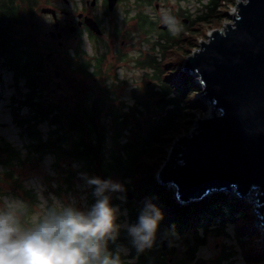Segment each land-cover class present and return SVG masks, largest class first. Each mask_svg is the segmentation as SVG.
<instances>
[{
  "label": "trees",
  "instance_id": "1",
  "mask_svg": "<svg viewBox=\"0 0 264 264\" xmlns=\"http://www.w3.org/2000/svg\"><path fill=\"white\" fill-rule=\"evenodd\" d=\"M31 1L0 0V84L2 71L11 72L17 91L9 104L12 122L30 141L28 156L21 161L18 151L0 137V166L4 170L0 177V199L6 195L3 190L7 185L14 195L21 193L23 198H30L31 192L22 187L12 170L14 161L18 165L32 160L40 162L51 155L55 159L54 166L63 174L67 190L74 186L76 174L83 171L89 182L96 178L113 184L123 182L124 192L133 194L131 200L111 188L103 194L109 198L115 214V230L106 239L104 255L118 258L119 264H169V260L173 264H231L227 263L225 253L215 261H208L200 258L198 252L206 245L209 234L226 236L228 223L238 221L231 201L245 202L250 210L248 202L218 193L181 205L171 189L157 182L156 173L176 138L188 133L195 119L208 111L203 101L195 99L200 88L191 75L182 70L166 75L169 62L165 55L169 49L171 53L174 50L182 64L197 47L198 40L205 37L207 28L203 25H208V29L221 27L236 0H207L204 6L207 11L190 21L179 37L168 33L166 40L156 42L160 59L148 54L136 62L137 68L150 70L153 73L150 78L161 85L146 87L141 94L133 91V104L126 112L122 111L124 106L106 108L104 98H108L109 93L98 87L93 90L96 97L92 103L86 105V98H81L76 105L58 111L48 96L43 95L51 86L50 80L39 72L37 59L31 55L35 41L20 32L21 25L34 19L26 11ZM152 105L159 110H153ZM107 118L108 124L102 120ZM43 123L52 128L45 140L39 131ZM108 138L111 148L106 154ZM31 154L38 158H32ZM60 163L78 164L80 170L72 172ZM95 191L96 186L90 183L88 202L92 207L100 198ZM148 205H153L161 218L151 245L141 250L134 243L130 228L138 224L139 215ZM30 213V204L15 212L24 230L30 227ZM163 241L169 245L166 252L161 249Z\"/></svg>",
  "mask_w": 264,
  "mask_h": 264
},
{
  "label": "water",
  "instance_id": "2",
  "mask_svg": "<svg viewBox=\"0 0 264 264\" xmlns=\"http://www.w3.org/2000/svg\"><path fill=\"white\" fill-rule=\"evenodd\" d=\"M233 12L183 64L184 72L198 75L208 114L172 143L156 180L181 205L218 193L252 195L264 226V0H237ZM124 198L131 200V191ZM168 247L161 243L163 252Z\"/></svg>",
  "mask_w": 264,
  "mask_h": 264
},
{
  "label": "rangeland",
  "instance_id": "3",
  "mask_svg": "<svg viewBox=\"0 0 264 264\" xmlns=\"http://www.w3.org/2000/svg\"><path fill=\"white\" fill-rule=\"evenodd\" d=\"M206 2L207 0H164V9H160L159 11H149L147 9H143V14L146 17L148 16V20L146 25L141 28L142 30L138 32L130 29L134 26V24H136V22L132 20V14H134L133 12L129 13L124 18L121 16L124 20L123 33L126 34V38L122 36L118 42H116L114 48L111 49L110 53L112 56L115 55V49L116 47H122L120 45V40L123 39L125 41V45L122 47V51L125 54V58L121 62H116L111 57L109 61L103 65L104 73L102 78L107 79L105 84L108 86L111 85L110 89L114 92L113 94L108 95V100H105L106 108H109L112 105L118 107L124 106L122 111L126 112L127 107L131 106L133 102L131 99V91L133 89L137 90L138 94H141L146 87L151 85H155L157 88L160 87L161 82L154 81L150 78L153 73L150 70L137 68L136 62L142 60L148 54L156 56L158 59L161 58L160 50L156 45V42L160 39L159 35H162L164 32L158 28V25L167 21L170 9L171 26H169L168 30L165 32L179 37L180 32L184 30L186 25H189L190 21H194L198 16L207 11L204 7ZM235 2H237V0ZM234 7L228 9V18L222 23V26L225 23L231 22L229 15L233 13ZM177 14L186 15V17L180 16L182 19L180 21L178 19L177 22L173 23L172 19ZM38 18L39 19L34 18L29 22H31L36 28L38 24L41 23V31L46 32L49 28L50 18L47 16H39ZM121 18H119V15L117 14V20L120 24ZM184 19L188 21V24H184L182 22ZM152 22L155 23L153 26L151 25ZM222 26L219 28L208 29V25H203L204 28H207L206 35L198 40L197 47L192 50V52L198 49L200 41H205L207 35L210 34L212 30L220 29ZM192 27L198 28L196 25H193ZM22 32L23 31L21 30V33ZM23 33H25L29 39L34 40L35 43H37L36 35H38V33L33 32V30L28 27V24L27 30H24ZM161 39L166 40L163 36ZM167 52L168 53H166L165 57L167 62H169V65L165 70L166 75L172 76L170 74L174 71L182 70L184 72L183 64L186 59L182 61L181 64L180 58L174 54V50L173 53H171V49ZM184 73L191 75L197 84L199 79L196 74ZM52 76L53 75H51V77ZM52 79L53 85L51 84V88L56 90L55 85L58 81L54 79V76ZM87 83L88 84H85L84 87L80 88V94L91 91L88 95L86 105H88L90 101L96 97L94 92H92L94 90L92 87H95V82H93V79L90 78ZM22 84L23 83L20 82L18 86L21 87ZM88 85L90 87H88ZM70 89L71 88L67 89L69 93ZM71 92V96L74 95V89H71ZM199 93L195 95V99L201 100L199 98ZM15 94H17V91L13 83L12 73L3 70L2 83L0 84V137L10 143L12 147L18 151L21 161H23L28 156L30 141L26 135L20 133V130L12 122L9 104L11 96ZM73 99L76 100L78 98ZM206 107L208 108L207 105ZM151 108L153 110H159V108L154 105H152ZM22 112L25 113V110ZM207 114L208 111L203 116L197 118L207 116ZM102 120H105L104 122L107 124L109 122L108 118ZM51 130L52 128L47 124L39 126V131L44 140L49 137V132ZM110 148L111 141L108 138L106 141V154H109ZM30 156L32 158H38L34 154H31ZM54 163L55 159L51 155L45 156L40 162L32 160L25 164L19 163L18 165V162L14 161L12 164V170L21 180L22 187L31 192L30 198H23L21 193L14 195L8 185L4 186L3 191L6 195L0 199V210H4L3 206L15 204L18 205V207L15 208L16 212L18 210H23L30 204L31 213L28 217L30 227L28 226V229L34 228L35 225L43 220L54 209L63 211L66 208H72L82 213H88L92 206L88 202L90 182L87 180L85 173L80 171L76 174V178L73 180L74 186L71 190H67L62 181L63 174L58 167L54 166ZM60 166L70 168L72 172L73 170H80V165L78 164H71L68 166V164L63 165V163H60ZM3 171V168L0 166V177L2 176ZM114 184L120 185V188L117 191L124 194V183L116 181ZM229 196L237 199V197L232 193L229 194ZM242 201L248 202L250 210L245 202L240 203V201L232 200L231 207L236 208L235 217H238V221L228 223L226 226V233L228 235L226 236H215L213 234H209L206 245L200 248L198 252V256L200 258L208 261H215L221 254L225 253L229 260L227 263L264 264V226L257 223L258 215L254 211L253 198L249 197ZM20 226L22 227L21 224Z\"/></svg>",
  "mask_w": 264,
  "mask_h": 264
},
{
  "label": "flooded vegetation",
  "instance_id": "4",
  "mask_svg": "<svg viewBox=\"0 0 264 264\" xmlns=\"http://www.w3.org/2000/svg\"><path fill=\"white\" fill-rule=\"evenodd\" d=\"M164 8V0H32L26 7L27 15L36 19H39V16L49 17V28L46 32H42L41 23L36 28L27 21L20 26V32L27 30L28 24L33 32L38 33L37 43L31 49V55L37 59L39 72L46 75L52 85L53 76L58 81L55 85L56 90L52 89L51 85L42 92L43 95L48 96L57 111L65 106L76 105L81 97L86 98L85 104H87L91 91L80 94V88L88 84L90 78L95 82V87L92 88L98 87L100 91L103 89L108 92V95L113 94L111 85L105 84L107 79L102 78L103 65L111 57L116 62H121L125 58L122 51L125 45L123 39L120 40L122 47H116L115 55L112 56L110 53L116 42L126 35L123 33L124 20L121 16L124 18L133 12L132 20L136 24L130 29L138 32L148 20V16L143 14V9L159 11ZM42 10L47 11L43 13ZM117 14L121 18V24L118 23ZM180 16L177 14L175 17L180 21L182 19ZM154 24L151 23L152 26ZM160 25L166 27L162 30L164 33L159 35L161 39L162 36H167L168 32L165 31L171 26V9L167 21ZM68 88L74 89V95L71 96V89L69 93ZM133 91L135 89L131 94ZM108 99L109 97L104 98V102ZM44 124L46 123L41 125Z\"/></svg>",
  "mask_w": 264,
  "mask_h": 264
},
{
  "label": "clouds",
  "instance_id": "5",
  "mask_svg": "<svg viewBox=\"0 0 264 264\" xmlns=\"http://www.w3.org/2000/svg\"><path fill=\"white\" fill-rule=\"evenodd\" d=\"M90 183L100 198L88 213L72 208L53 210L34 228L24 230L15 214L18 205L0 210V264H119L118 258L104 255L106 239L115 230V214L103 194L109 188L118 190L120 185L99 178ZM160 218V212L148 205L138 224L130 228L141 250L151 245Z\"/></svg>",
  "mask_w": 264,
  "mask_h": 264
},
{
  "label": "bare ground",
  "instance_id": "6",
  "mask_svg": "<svg viewBox=\"0 0 264 264\" xmlns=\"http://www.w3.org/2000/svg\"><path fill=\"white\" fill-rule=\"evenodd\" d=\"M244 0H239V2H243ZM235 15V12H233L232 14H231V16H234ZM193 74H196V73H193ZM197 75V74H196ZM197 77H198V75H197ZM250 197H252V195L250 196ZM253 198V197H252Z\"/></svg>",
  "mask_w": 264,
  "mask_h": 264
}]
</instances>
